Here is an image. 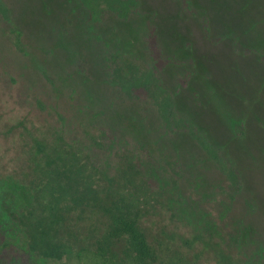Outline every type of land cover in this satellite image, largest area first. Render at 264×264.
Returning <instances> with one entry per match:
<instances>
[{"label":"rangeland","instance_id":"1","mask_svg":"<svg viewBox=\"0 0 264 264\" xmlns=\"http://www.w3.org/2000/svg\"><path fill=\"white\" fill-rule=\"evenodd\" d=\"M192 1L209 35L180 0H142V8L171 59L160 75L177 109L236 166L242 188L190 134L167 130L153 105L110 85L112 56L150 64L146 17L107 13L89 25L78 0H0L10 10L8 20L0 14V244L27 249L3 206L31 199L24 173L34 140L62 135L112 171L128 158L149 168L162 190L144 217L153 235L200 264L253 256L264 264V0Z\"/></svg>","mask_w":264,"mask_h":264},{"label":"trees","instance_id":"2","mask_svg":"<svg viewBox=\"0 0 264 264\" xmlns=\"http://www.w3.org/2000/svg\"><path fill=\"white\" fill-rule=\"evenodd\" d=\"M78 1L86 10L89 25L101 21L107 13L123 21L146 17L145 44L150 64L129 58L119 61L112 56L110 85L132 99L153 105L170 132L190 134L239 191L242 182L236 166L222 160L198 126L179 112L173 92L160 75L171 59L163 55L154 14L143 10L142 0ZM180 3L183 11L201 15L204 31L209 35L205 11L197 9L192 0ZM0 14L10 18L9 8L1 2ZM16 45L23 51L19 36ZM187 77L182 79L183 84ZM34 142L28 171L24 173L31 199L23 205L10 201L3 206L7 218L24 234L27 249L4 239L0 246L7 254L0 252V264H38L37 257L63 264H200L170 241L150 233L144 225V217L161 203L162 190L140 160L128 158L112 171L99 162L96 153L62 135L53 141ZM2 226L0 222V229ZM20 250L27 259L18 257L23 255ZM223 264L259 263L258 257L253 256L246 261L224 257Z\"/></svg>","mask_w":264,"mask_h":264}]
</instances>
